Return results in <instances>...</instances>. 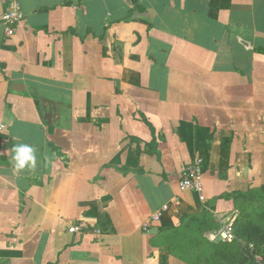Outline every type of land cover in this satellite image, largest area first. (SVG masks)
Segmentation results:
<instances>
[{
	"label": "crops",
	"instance_id": "crops-1",
	"mask_svg": "<svg viewBox=\"0 0 264 264\" xmlns=\"http://www.w3.org/2000/svg\"><path fill=\"white\" fill-rule=\"evenodd\" d=\"M20 2L0 28V264L212 262L231 244L207 233L264 185V0ZM198 160L205 200L180 187Z\"/></svg>",
	"mask_w": 264,
	"mask_h": 264
},
{
	"label": "built area",
	"instance_id": "built-area-1",
	"mask_svg": "<svg viewBox=\"0 0 264 264\" xmlns=\"http://www.w3.org/2000/svg\"><path fill=\"white\" fill-rule=\"evenodd\" d=\"M24 19V13L21 8L20 0H7V10L0 13V28L4 29L6 36H13L16 33L17 25ZM5 127L0 125V155H3L8 149L7 140L4 139ZM180 187L182 190L195 191L199 194L201 200H205L204 195V172L201 165V160H198L184 174L181 180ZM239 216V211L234 210L229 213L219 216L221 227L218 230L207 233V238L213 243H233L236 239V221ZM158 215L154 216L157 219ZM150 223L145 225L146 228ZM88 229V225L84 222L73 223L69 227L71 233H83ZM93 234L96 238L101 235L100 229H93ZM250 248H254L253 244H249ZM258 264H264L260 255L255 256ZM259 259V260H258Z\"/></svg>",
	"mask_w": 264,
	"mask_h": 264
},
{
	"label": "rangeland",
	"instance_id": "rangeland-1",
	"mask_svg": "<svg viewBox=\"0 0 264 264\" xmlns=\"http://www.w3.org/2000/svg\"><path fill=\"white\" fill-rule=\"evenodd\" d=\"M252 191L253 196H249L245 203L241 201L238 207L241 212V219L237 226L240 242L233 245H213L215 249L210 250V255L215 257L208 264H255L252 260L250 261L251 257L244 245L254 243V246L260 243L264 249V185L253 186ZM259 259L264 258L260 256Z\"/></svg>",
	"mask_w": 264,
	"mask_h": 264
},
{
	"label": "clouds",
	"instance_id": "clouds-1",
	"mask_svg": "<svg viewBox=\"0 0 264 264\" xmlns=\"http://www.w3.org/2000/svg\"><path fill=\"white\" fill-rule=\"evenodd\" d=\"M14 153L12 159L14 161V167L17 171L28 169H35L37 164V158L35 150L27 144H18L13 147Z\"/></svg>",
	"mask_w": 264,
	"mask_h": 264
},
{
	"label": "trees",
	"instance_id": "trees-1",
	"mask_svg": "<svg viewBox=\"0 0 264 264\" xmlns=\"http://www.w3.org/2000/svg\"><path fill=\"white\" fill-rule=\"evenodd\" d=\"M262 189V187L259 189V191ZM253 191H252V188L247 192V193H239V197H240V200H239V202H241V201H244V203L246 202V200L249 198V196L250 197H252L253 195ZM238 211H239V209H238ZM240 219H241V212L239 211V216H238V219H237V221H236V239H235V241L233 242V243H223V244H231V245H233V244H237L238 242H240L239 240H238V228H237V226H238V224H239V222H240ZM218 243H222V242H218ZM241 244V243H240ZM249 244L250 243H246L245 245H244V247H245V250L249 253V255H250V257H251V259H250V261L252 260L253 261V263H255V264H258V262H257V260H256V255H260V256H262L263 258H264V249H262V247L260 246V243H257V244H255L254 245V248L252 249V248H250L249 247ZM254 244V243H253ZM262 262L264 263V259L262 260Z\"/></svg>",
	"mask_w": 264,
	"mask_h": 264
}]
</instances>
